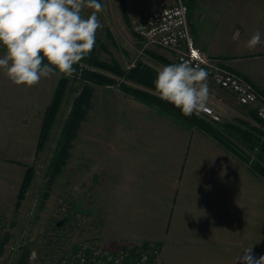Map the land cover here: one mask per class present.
<instances>
[{"label":"crops","instance_id":"1","mask_svg":"<svg viewBox=\"0 0 264 264\" xmlns=\"http://www.w3.org/2000/svg\"><path fill=\"white\" fill-rule=\"evenodd\" d=\"M160 1L174 2L125 0L134 18ZM189 25L203 53L242 74L264 93V0H196ZM257 29L261 43L249 51L245 43ZM237 31L239 38L233 40ZM5 53L0 49V57ZM48 78L32 87L17 86L0 70L2 146L10 140L23 144L22 134L37 133L43 110L52 99L51 85L44 84ZM207 86L218 110L242 105L233 93ZM132 102L139 108L128 115L124 141H110L124 152L114 154L108 175L100 182L98 210L103 226L96 236L113 250L139 242L160 244V257L178 264L220 260L214 255L223 253V246L227 253L230 245L238 247L237 231L245 228V198L251 211L255 194L259 197L260 176L207 133ZM35 115L41 117L37 126L26 127Z\"/></svg>","mask_w":264,"mask_h":264},{"label":"rangeland","instance_id":"2","mask_svg":"<svg viewBox=\"0 0 264 264\" xmlns=\"http://www.w3.org/2000/svg\"><path fill=\"white\" fill-rule=\"evenodd\" d=\"M98 2L102 5V11L98 13L102 27L97 30L91 52L99 59L106 62L116 61L126 68L141 59L158 71L163 66L176 64L171 50L170 52L166 48L146 47L134 31L135 22L153 8L138 13L135 18L128 11L129 22H126L118 5L119 0ZM92 11L93 9L85 7L82 14L86 18ZM99 72L118 82L92 84L71 77L65 85L47 139L38 150L42 126V123L40 127L39 124L37 126L41 118L39 115L32 116L30 126L27 124L26 127L30 128L37 126V133L22 134L25 143L14 144L10 140L3 146L0 144V264H58L59 260L80 242L90 239L100 241L96 236L101 232V225L103 226V221L100 222L103 214L98 210L102 203L98 193L100 182L103 177H107L114 162V154L121 156L124 152L123 148H116V144H110V141H124L123 129L128 115L135 107L139 108L132 100L143 104L145 108L161 109L126 93L119 84L122 80L113 73L106 70ZM60 78L61 73L55 72L44 83L51 85L52 97ZM122 82H126L128 86L143 88L132 80ZM87 87L91 89L89 107L83 116L79 115L81 119L77 128L70 131L65 161L54 171L51 169V163L59 149L57 144L76 98L83 94ZM154 93L157 94L156 91ZM251 108L236 104L231 110L224 111L219 107L221 120L217 122L241 118L258 127L250 117ZM234 111L235 113H232ZM164 114L173 116L166 112ZM63 141L65 142V139ZM243 148L244 152L248 153V149ZM9 160L18 161L20 164L10 163ZM27 165H32L35 172L21 207L15 210L16 194ZM260 180L259 197L255 194L254 204L251 201V211L248 209L249 199L245 198V228L237 231L238 247L230 245L227 253L223 246V253L214 255L221 258L217 259L218 261L192 260L179 263L257 264L264 257V178L260 177ZM59 221H63L60 226L57 225ZM142 243L145 242L138 244ZM207 257H210V254ZM164 261L178 264L174 261Z\"/></svg>","mask_w":264,"mask_h":264},{"label":"clouds","instance_id":"3","mask_svg":"<svg viewBox=\"0 0 264 264\" xmlns=\"http://www.w3.org/2000/svg\"><path fill=\"white\" fill-rule=\"evenodd\" d=\"M85 7L93 9L86 18ZM101 11L98 0H0V45L6 49L0 70L14 85L26 87L55 72L72 76L73 66L94 47ZM238 38L237 31L232 39ZM260 43L257 29L245 47L254 51ZM154 84L159 98L185 116L204 110L209 96L206 72L191 60L161 67ZM257 264H264V257Z\"/></svg>","mask_w":264,"mask_h":264},{"label":"trees","instance_id":"4","mask_svg":"<svg viewBox=\"0 0 264 264\" xmlns=\"http://www.w3.org/2000/svg\"><path fill=\"white\" fill-rule=\"evenodd\" d=\"M183 2L188 8L189 17L191 11L195 8L196 0H183ZM119 6L124 19L126 22H129L128 7L125 0H119ZM0 49L6 51L2 45H0ZM73 67L74 72L72 76H67L66 74L61 73V78L55 88L52 100L45 108L37 150L38 147L40 148L47 139L55 113L61 103V97L64 93L65 85L68 83L70 78L73 77L82 79L92 84H116L118 81L116 82L113 78L107 76V74L99 72L100 70H106L119 77L122 81L132 80L134 83L143 87L128 86L126 82H119L126 93L131 94L148 104L157 105L162 112L178 117L190 126L199 128L203 132L212 136L224 148L228 149L238 158L242 159L250 171L264 178V118L257 115L255 108H251L250 117L259 125L258 127L241 118H236L234 121L212 122L211 120H206L207 118L201 114L185 116L180 109L176 108L169 102L161 100L159 96L154 93L156 91L154 82L156 80L158 70L146 64L141 59H137L133 66L126 68L119 65L116 61H103L99 59L96 54L90 52ZM90 91L91 89L87 87L85 92L75 100L74 108L66 122L59 144H57L59 149L56 152V155L52 158L51 169L54 171H57V169L65 161L67 149L69 147V133L71 130L77 128V123L81 119L79 115L82 114L83 116L84 112L88 109L90 101L89 98L91 96V93H89ZM63 139H65V142ZM243 147L248 149V153L244 152ZM34 172L35 169L32 165L26 166L14 204L15 210H19L21 207L22 201L24 200L32 181ZM152 245L159 250L160 244H150L149 242L142 243L143 248H147ZM138 249L139 247L133 246L131 255L135 256ZM129 263L130 260L127 259L125 264Z\"/></svg>","mask_w":264,"mask_h":264},{"label":"built area","instance_id":"5","mask_svg":"<svg viewBox=\"0 0 264 264\" xmlns=\"http://www.w3.org/2000/svg\"><path fill=\"white\" fill-rule=\"evenodd\" d=\"M133 28L146 47L171 50L176 63L191 60L193 66L206 72L207 84L233 93L240 104L252 106L257 115L264 118V94L256 85L198 48L190 30L188 8L183 0L172 3L160 1L150 12L142 15ZM210 92L200 114L211 121H220L221 113L212 103ZM135 246L139 249L132 256L133 246L113 250L98 240H84L61 258L58 264H125L127 259L130 260L129 264H171L160 257L154 245L147 248H143L142 244Z\"/></svg>","mask_w":264,"mask_h":264},{"label":"water","instance_id":"6","mask_svg":"<svg viewBox=\"0 0 264 264\" xmlns=\"http://www.w3.org/2000/svg\"><path fill=\"white\" fill-rule=\"evenodd\" d=\"M63 221H59L57 222V225L60 226L62 224Z\"/></svg>","mask_w":264,"mask_h":264},{"label":"snow or ice","instance_id":"7","mask_svg":"<svg viewBox=\"0 0 264 264\" xmlns=\"http://www.w3.org/2000/svg\"><path fill=\"white\" fill-rule=\"evenodd\" d=\"M195 55V53H193Z\"/></svg>","mask_w":264,"mask_h":264}]
</instances>
